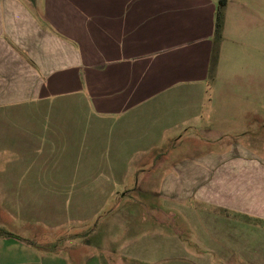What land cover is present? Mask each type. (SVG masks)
<instances>
[{"label": "crops", "instance_id": "1", "mask_svg": "<svg viewBox=\"0 0 264 264\" xmlns=\"http://www.w3.org/2000/svg\"><path fill=\"white\" fill-rule=\"evenodd\" d=\"M228 2L210 79L206 0H0V229L12 235L0 236V264H110L127 238L128 247L141 243L133 264H264V66L229 61L245 34L229 27ZM89 89L100 101L99 130L112 127L119 142L141 128L192 136L179 158H164L160 177L177 215L151 205L138 222H107L91 245L83 226L58 239L51 202L58 181L95 175L38 170L66 128L58 121L69 110L57 98ZM37 229L47 236L37 239ZM53 241L63 249L48 247Z\"/></svg>", "mask_w": 264, "mask_h": 264}, {"label": "rangeland", "instance_id": "2", "mask_svg": "<svg viewBox=\"0 0 264 264\" xmlns=\"http://www.w3.org/2000/svg\"><path fill=\"white\" fill-rule=\"evenodd\" d=\"M206 1L208 7L214 10L215 23L218 0ZM228 1L230 4L226 12L229 15V27L245 34L242 45L231 47L229 61L249 64L258 61L264 66V0ZM262 70L264 71V68ZM81 93L86 96L82 95V97ZM72 94L69 101L57 98L58 107L69 110L66 119L58 121V125L63 123L62 127L66 128L56 131L55 140L47 151L50 157L47 163L39 166L38 170H51L57 174H94L95 177L88 180L58 181L60 185L57 186L55 200L51 202V205L56 208L57 230L53 233L58 239L70 227L74 233L76 227L83 226L87 229L84 230L88 233L90 245L98 243L100 242L98 240L103 238V234L105 235L104 225L107 222L113 219L121 222H138L142 211L149 209L151 205L161 209L162 215L167 214L165 210L168 209H172L177 215L176 205L172 199L160 195V177L164 175L161 174L162 170L170 166L168 164L165 166L164 158L168 157L171 163L179 158V153L183 150L187 151L189 145L187 140L192 136L183 135L175 129L156 132L154 129L141 128L137 130L134 140L128 141V138H122L119 142L115 140L116 134L113 136L112 127H106L103 132L99 130L97 118H101V112L97 111L100 101L91 98L93 95L91 89L77 92L72 90ZM75 94L80 95L74 98ZM112 116L113 113L107 114L110 120ZM45 150L43 148V151ZM160 155H162L159 158L160 162H157L156 157ZM75 209L79 211L74 212ZM77 215L86 223L76 222ZM148 220L152 221V219ZM160 220H166V218H160ZM177 223L176 217L172 218L171 223L166 227L167 230L171 233L177 229ZM35 234H38L37 239H41L48 233L37 229ZM181 238L192 242L188 235H183ZM187 242L186 251H189V246L192 245ZM140 244L137 242L128 247L129 239L127 238L125 242L120 243L122 259L112 260L110 264H133L134 262L128 256L137 252L136 247ZM51 246L57 247L58 250L63 249L60 241L51 242L48 247ZM126 246L128 248H125ZM151 248L155 252L159 247L154 244ZM189 254L194 256L193 251ZM189 261L192 264L196 262L197 264H217L215 260L208 257L198 261L187 258L186 262L174 260L162 261L159 264H190Z\"/></svg>", "mask_w": 264, "mask_h": 264}, {"label": "trees", "instance_id": "3", "mask_svg": "<svg viewBox=\"0 0 264 264\" xmlns=\"http://www.w3.org/2000/svg\"><path fill=\"white\" fill-rule=\"evenodd\" d=\"M227 0H218L216 14H215V23H214V34H213V47L210 56V63H209V77L210 79L213 78L215 68L217 65L218 60V52L219 46L222 40V30L224 25V9L226 6ZM0 236H12L9 233L0 229Z\"/></svg>", "mask_w": 264, "mask_h": 264}]
</instances>
